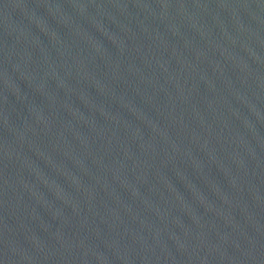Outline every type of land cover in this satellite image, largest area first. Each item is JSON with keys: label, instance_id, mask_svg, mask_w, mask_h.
<instances>
[{"label": "water", "instance_id": "95a60500", "mask_svg": "<svg viewBox=\"0 0 264 264\" xmlns=\"http://www.w3.org/2000/svg\"><path fill=\"white\" fill-rule=\"evenodd\" d=\"M0 264H264V0H0Z\"/></svg>", "mask_w": 264, "mask_h": 264}]
</instances>
